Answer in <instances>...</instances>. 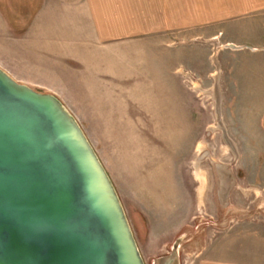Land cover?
<instances>
[{
	"label": "rangeland",
	"instance_id": "1",
	"mask_svg": "<svg viewBox=\"0 0 264 264\" xmlns=\"http://www.w3.org/2000/svg\"><path fill=\"white\" fill-rule=\"evenodd\" d=\"M138 2L129 36L116 31L107 62L95 61L101 74L114 68V78L99 79L102 92L67 101L128 216L133 197L154 207L175 188L190 206L208 155L241 176L227 130L250 135L247 125L264 119V0H155L147 13ZM253 201L221 217L196 205L195 257L215 245L230 251L226 259L264 264V206Z\"/></svg>",
	"mask_w": 264,
	"mask_h": 264
},
{
	"label": "water",
	"instance_id": "2",
	"mask_svg": "<svg viewBox=\"0 0 264 264\" xmlns=\"http://www.w3.org/2000/svg\"><path fill=\"white\" fill-rule=\"evenodd\" d=\"M185 241L180 236L170 254L150 264H178ZM0 264H146L115 185L74 114L56 95L2 68Z\"/></svg>",
	"mask_w": 264,
	"mask_h": 264
},
{
	"label": "crops",
	"instance_id": "3",
	"mask_svg": "<svg viewBox=\"0 0 264 264\" xmlns=\"http://www.w3.org/2000/svg\"><path fill=\"white\" fill-rule=\"evenodd\" d=\"M138 1L0 0V68L18 82L57 95L72 110L76 106L67 103L77 102L70 97L72 93L102 92L99 79L114 78V68L110 73L106 70L101 74L95 68V61L101 57L102 62H107L105 57L109 44L114 45L116 31L118 36H129L135 26L131 22L135 18L131 16V9ZM150 1L145 0L146 9L149 3L156 6L155 0ZM143 28L146 30L147 26ZM263 122L264 119L247 125L252 131L250 135L239 132L240 137L233 138L231 129L227 130L229 141L226 143L232 160L240 166L241 176L240 170L235 172L227 163L213 160L207 151L210 166L196 171L199 179L196 184L200 183V187L194 190L199 204L192 194L190 206L184 205L177 188L169 201L167 197L154 207L133 197L134 206L129 205L131 216H127L146 263L170 254L173 243L185 236V244L179 247L178 264H252L233 257L224 258L230 251L215 245L204 247L203 256L195 257L199 247L194 245L193 228L196 205L218 217L227 213L229 205L236 207L234 212H241L248 198L254 200V205L257 201V206H264ZM248 156L250 161H246ZM136 202L141 206L137 207ZM122 204L125 208V202ZM185 253L190 259H184Z\"/></svg>",
	"mask_w": 264,
	"mask_h": 264
}]
</instances>
